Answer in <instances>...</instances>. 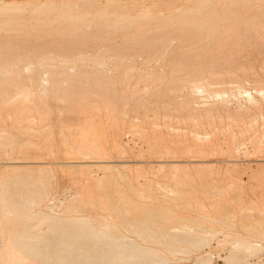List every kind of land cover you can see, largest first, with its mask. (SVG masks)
Masks as SVG:
<instances>
[{"label":"bare ground","instance_id":"bare-ground-1","mask_svg":"<svg viewBox=\"0 0 264 264\" xmlns=\"http://www.w3.org/2000/svg\"><path fill=\"white\" fill-rule=\"evenodd\" d=\"M87 1L0 0V130H2L0 145L9 147V149L6 148V151L2 149L3 153L6 152L5 156L9 161L1 173L3 185L2 188L0 187V214H2L0 218L4 216L7 222H11V224L9 223L11 227L9 226L10 229H8L9 235H5V237L9 236L6 237L7 240L3 239L0 228V264H149L151 260V264H159V262L153 261V258L155 259L163 253L159 252L160 249L157 252L154 245L162 244L165 249H170L169 254L176 251L180 253L183 248H177L183 247L182 245L199 248L207 241L208 236L212 238L214 234H218L214 223L232 227L231 221L237 214L240 217L239 224L242 230L253 236L264 238V203L246 204L242 198L244 193L240 185L242 182L237 180L238 178L236 180L229 178V173H226V178L233 181L227 180L226 182H230V184L224 190L213 185L216 180L213 177L215 175L206 174L211 172L208 171L207 164L202 163L205 161L191 162L193 168L190 170L185 162L183 165L178 160L168 158L187 152L191 155L190 152L201 154V152L215 150L214 145L217 140L215 135L211 133L212 138H208L209 135H203L204 139L197 140L195 139L196 133L190 142L184 141L185 138L174 141L169 138L167 129L165 132L168 133L165 136L160 133L162 131L159 132L161 130L159 125V127L157 126L159 130L154 126V123L159 122V119L155 117L159 116L157 114L160 110L159 106L156 107L157 101L154 99L160 98V94L165 97L163 103H160L163 115L161 121L166 120L164 127L173 117L172 113L178 117H175L178 123L179 116H181L182 120L180 121L183 124L185 123L183 119L191 120L193 124L196 120L195 125L198 123L196 126H199L202 119L200 121L198 118L205 117L204 120L207 118L211 120L217 116L218 119L221 117L218 112L220 107L229 109L226 106L223 107L228 96L224 90L216 91V96L220 97L213 102L205 103L200 97V100L204 102V104H200L201 106L195 105L196 101L192 105L190 93L199 91L198 94L201 95H203L202 93L209 94V88H213L214 85L211 84L212 87L208 85V78L211 79V75H218V80L219 77H223L219 76L222 75V72L221 74L216 72V75L210 73L206 75L209 76L207 79L201 80L205 76L204 69L206 67H221L223 65L220 62L221 57L222 60L231 58L234 48L230 51L231 46L226 45L228 40H223L224 35H226L225 38L235 35L236 39L244 40L246 34L249 33V29L246 28L248 25H251L250 28L254 33L259 25L263 29L261 31H264V7L253 4L251 6L249 4L251 0H198L194 6H169L168 8L171 10L167 14L156 15V7L158 8L156 0L154 3L150 0L147 2L148 5L145 4L146 6H137L133 0ZM186 1L184 0V2ZM191 2L193 3L192 0ZM88 5L94 10H88ZM218 5L221 13L215 10ZM253 7V11L260 10V12L252 17L251 23H248L249 19L247 22L243 21L246 20L243 19L244 14L251 12L250 8ZM159 13L163 12L159 10ZM27 14L33 18V24L25 22L24 16ZM150 16L157 20V24L154 28L152 27L154 30L151 34L149 32L151 29L149 21L152 19ZM32 30L35 31L36 37H32ZM39 31L44 35H39ZM113 34L122 36L121 43L116 42L118 39L114 41L112 39L114 45H110L111 41L105 47L108 59L115 66L114 68H117L114 71H117L118 68L122 69V67L124 69L121 77L124 89L120 92L114 88L112 78L100 70L102 65H106L107 58L104 53H100L102 51L99 50L100 47L97 48L98 44L108 43L109 35ZM232 37H227V39L230 40ZM259 40L260 44H262L261 41L264 42L260 38ZM232 41L235 44L240 42L234 39ZM247 42L249 39L244 43L248 44ZM253 43H251L252 48L255 45V42ZM241 44L235 46L240 48ZM244 48L242 49L241 45V53L245 52ZM83 49L86 50L84 52L86 54L81 53ZM237 50L240 51L236 48L235 51L238 52ZM143 54L147 64L165 57L163 65L169 68L166 70L171 75H169V80L164 83L165 87L162 92L160 86L166 80L163 79L164 70L161 73L140 71L137 74V82L132 83L135 67L132 66L133 69H130L132 67L127 59ZM49 60L58 61L57 67L53 65L41 67L44 69L50 67V69L58 70L69 69L72 73L65 70H46L45 75H40L41 70L38 65H44L47 61L50 64ZM247 63L249 62L247 61ZM263 64L260 66L264 67ZM18 65H22L23 68H17ZM86 65H90V69L94 70L91 73L81 71L86 68ZM138 69L140 70V68ZM245 72L247 71L245 70ZM232 73L234 72L232 71ZM232 73L230 70V74ZM237 79L240 80V78ZM206 80L208 81L205 82ZM228 81L227 86H229ZM236 81L234 82L236 83ZM223 83L225 84V82ZM140 85H143V88H140ZM234 87H239V85ZM184 89L186 94L183 98L181 97L182 100L179 99L180 102H177L176 95ZM252 91L254 90L252 89ZM244 92L247 94L249 91L243 89V96ZM255 93L260 96L261 101L255 100L253 95H246L247 102L261 115L264 112V88L258 86ZM141 94L148 96L142 98ZM214 98L217 97L214 95ZM153 101L156 103L155 105ZM59 104H62L63 107H60ZM241 105L237 106L239 108L237 110H240ZM237 110L232 112L235 117L239 118L238 125L240 126H238V131L232 130L230 135L227 133L229 141L224 140L226 151H229L235 143L238 145L239 135L242 138L243 133L246 134V132L248 135L252 133L253 137L261 135L263 137L261 140H264V118H260L259 127L254 129L252 126L255 124L256 127V120L253 123L249 121V125L244 121L245 119L243 120L247 113L246 110L250 111L249 108L242 107L240 111L245 110V112ZM149 113L153 115L152 119L153 117L155 120L157 119L156 122L148 123L151 126L153 124L154 127L152 126L151 129L145 127V119ZM225 114L226 112H224ZM227 114L229 115V112ZM251 116L246 120H253L254 116ZM229 118L231 119V116ZM152 119L151 121L154 120ZM211 122L213 123V121ZM236 122L233 123L232 120L228 123L236 126ZM207 124L209 126V123ZM221 124L223 125V123ZM214 125L212 124L210 127ZM201 127L203 128V125ZM123 128L125 133H130L132 136L138 135L145 141V149L137 151V156L134 157V159L138 157L136 161L134 160L135 164L126 161L116 162L118 165L110 163V155L121 154L120 156L124 155L125 157V154L132 152L131 146L124 145L123 147L121 143L120 134L121 132L123 134ZM169 128L172 129L171 125ZM203 129L205 130V128ZM234 129L236 128L234 127ZM175 131L177 133V129ZM205 132L203 131L204 134ZM206 134L208 133L206 132ZM253 137H248L247 141L255 139ZM254 145H256L255 149L257 147L255 151L264 149V143L257 142ZM217 146L219 145L217 144ZM240 146L242 148L243 143ZM216 150L219 153L221 148ZM235 150L238 151V146L234 149L236 155ZM243 150L238 153H242ZM248 150L250 151V149ZM261 150L259 151L261 152ZM45 152H50L58 159L54 164V169L47 166L50 163L45 164L38 160L42 156L44 158ZM144 153L149 156L161 157H155L157 160L153 161L154 165L152 166V162L150 165L157 166L156 169L153 168L157 173V169L166 170L163 171L164 173L162 172L163 174L157 175L156 179H148L145 174L148 172L140 167L142 160L139 158ZM245 153L248 154L247 151L242 154L245 155ZM212 155L214 156L213 152ZM163 156H166L167 159L162 158ZM191 159L194 160V158ZM208 164L214 166L213 162ZM202 165L207 167L206 173L205 170L202 171L205 168ZM233 165L230 172L236 174V172L238 173V168H235L237 163L235 166ZM93 168L102 171V175L100 173L95 181L91 179L93 175H90ZM132 168H134L133 171ZM151 168L148 169L152 172ZM180 168L183 172L182 180L184 179V182L174 175ZM181 171L179 173H182ZM225 171L222 174L223 177ZM62 173L65 174V179H71L72 182L77 183L72 187L78 188V195L71 197L72 199L61 200L60 206L57 205V209L53 207L55 209L53 210L49 203L54 199V196L51 197L52 191L56 192V196L58 194L61 196L59 184L65 180L60 176ZM153 175L155 176V174ZM195 176L203 179L205 184H198L194 180ZM124 178L128 179L126 185H122L119 181ZM226 178L224 177V179ZM155 180H158L156 184L164 192V194L162 193L163 198L154 197V194L152 195L150 192ZM170 180L172 184L169 183ZM224 181L221 180L222 183ZM63 183L65 186V182ZM228 189H231V193L233 192L232 196L230 193L231 197L229 198H227ZM156 190L158 191V189ZM165 193L167 194L165 195ZM177 201H182L185 205L192 207V210H199L202 216H189L186 212L187 208L186 210L185 208L181 209L187 213L186 215H181L180 212V214L175 213L176 208L173 207H178ZM47 209L53 214H49ZM177 209L179 210V208ZM90 210L95 212L94 216ZM207 214L212 218L209 222H206L208 221L205 218ZM156 219L158 220L156 221ZM34 221L38 224L33 223L35 226H32L31 222ZM205 225L207 226L205 227ZM226 237L229 236L225 235L224 237L223 235V238ZM230 243H228L229 246L234 249L254 248V244L252 245L246 239L233 241L232 245ZM160 259L164 262L166 258L162 259L161 257ZM156 260L158 261V259Z\"/></svg>","mask_w":264,"mask_h":264},{"label":"rangeland","instance_id":"rangeland-1","mask_svg":"<svg viewBox=\"0 0 264 264\" xmlns=\"http://www.w3.org/2000/svg\"><path fill=\"white\" fill-rule=\"evenodd\" d=\"M30 1H32V2H36V0H30ZM38 1V0H37ZM87 1V0H86ZM100 1V0H99ZM135 1V2H134ZM146 1V2H145ZM140 0V2H138V0H137V2H136V0H133V3L135 4V5H137V6H143V5H148V3L147 2H150V0ZM153 1V3H154V1L155 0H151V2ZM165 1V2H164ZM167 1V2H166ZM169 0H156V4L158 3V8L156 7V15H164V14H167L171 9H169L168 7L169 6H171V7H174V6H180V7H184V6H194L195 5V3H196V1H198V0H192L193 1V3L191 2V0H187L188 1V3H187V1L186 2H184V0L182 1V0H178L177 2H175L176 0H170L171 1V4H169V2H168ZM250 1V0H249ZM255 1V2H254ZM88 2V1H87ZM164 3V4H163ZM167 3V4H166ZM264 0H253V2H252V0L250 1V5L251 4H253V5H260V6H263L264 7ZM87 4V3H86ZM89 4V3H88ZM145 5V6H146ZM164 5V6H163ZM253 5H251V6H253ZM87 8H88V10H90V11H93L94 9L92 8V7H90L89 5L87 6ZM165 8H167V9H165ZM256 8V7H255ZM251 10L252 9H254V7L253 8H250ZM159 10H161V12H163V13H159ZM215 10L216 11H218L219 13H221V11H220V9H219V5L218 6H216L215 7ZM248 10V9H247ZM158 11V12H157ZM256 10H252L251 12L249 11H246V12H248L246 15L244 14V18L243 19H246V20H243V21H246L247 22V19H249V21H248V23L250 22L251 23V21H252V17L254 16V15H256V14H258V12H260V10H258L257 12H255ZM245 12V13H246ZM259 14H261V13H259ZM247 16V17H246ZM152 19H150V21H149V25L151 26V29H150V34L151 33H153V30H152V27L154 28V26L157 24L156 23V19L153 17V16H150ZM24 20H25V22H27L28 24L29 23H31V24H33V18L32 17H30L28 14L27 15H25L24 16ZM28 20V21H27ZM31 20V21H30ZM263 22H264V19H263ZM264 24V23H263ZM251 27V25H248V26H246V28L247 29H249V33H247L246 34V39L244 38V40L246 41V40H248L249 39V42H247L248 44H245L244 42V40H241V39H236V37H235V35H229V36H227L228 38L229 37H232V38H230V40L229 39H227V37L225 38L224 36H226V35H224L223 36V40H228L229 41V43H227L228 41H226V45L227 46H231L230 47V51H232L233 49L232 48H234V51L236 50V48L237 49H240V51L239 50H237L238 52H240L239 54H237L238 52H236L235 51V54H233V52L234 51H232L231 52V58L228 60V58H223V60H222V57L220 58L221 60H220V62L223 64L221 67L220 66H214V67H211V66H208V67H206V69H204L205 70V73H204V77L201 79V80H203V79H207V77H209V76H206V75H208V74H212V73H214L215 75H216V72L218 73V72H220L219 74H221V72H222V75H219V76H223V77H219V80H218V78H217V76L218 75H216V76H213V75H211V79L210 78H208L209 79V81L208 80H206L205 82H207L208 81V85H210L211 87H212V85H214V87L213 88H209V94H206V93H202L203 95H201V94H198V92H195V93H197V94H195V93H190V99H191V102H192V105L195 103V101H196V103H195V105L197 104V105H200V104H204V102L205 103H207V102H213V101H215V100H218L219 98L218 97H220V96H216V91H226V96H227V94H228V96L226 97V102L224 103V105H223V107L224 106H226L227 108H229V109H226L225 107H224V109L223 108H219V110H218V112H219V116H221L222 117V119L221 120H223V121H221L220 120V118H218L217 119V116H215L216 117V119H215V117L213 118V119H211V120H208V118L207 119H205V120H207L208 122H206L205 120H204V118L205 117H202V118H198V120H200L201 121V119H202V121L200 122V121H198V122H200L199 123V126H196L198 123H196V125H195V122H196V120H195V122H194V124H193V122L191 123L189 120H184L183 119V122H185L184 124L182 123V121H180V120H182V118H181V116H179V123H178V121H177V119H175V117H176V115L174 114V113H172L173 114V117L171 118V120L169 121V122H167V125L164 127V125H165V122H166V120L165 119H163V120H165V121H161V119H162V112H161V110H162V104L160 105V103H163V101L165 100L164 98L165 97H163L161 94L159 95V97L160 98H155L154 99V101L156 100L157 101V104L156 103H154V101H153V103H154V105L156 104L157 106V108H158V106H159V108H160V110H159V114H157V115H159L158 117H155V118H158L159 120V122H156V120H155V118L153 117V119H152V117L151 116H153L151 113H149V115L147 116V119H145V127L146 128H150L151 129V127L153 126V124H152V126H151V124H149L148 125V123L150 122H156V123H154V126H155V128L157 129V130H159V129H161V130H159V132L160 131H162V132H160V133H162L163 135H165V134H167L168 132V136H169V138H171V139H173L174 141H177V140H184V138L186 139V140H184V141H187V142H190L191 140H192V138L193 137H195L196 135V133H197V136L195 137V139H197V140H202V139H204L203 137L205 136V135H209V137L208 138H212L213 137V135H215V138L217 139L216 140V142H215V150H212V151H207V152H204L205 153V155H203L204 153H202L201 152V154H199L198 152H190L191 153V155L190 154H187V153H182V154H178V155H176L175 157H168L169 159H175V160H178V162H180V163H186V165H188L189 166V168L188 169H190V170H192V163L194 162V163H196V160H199V161H205V162H202L203 164L205 163V164H207L206 166L208 167V171L209 172H211L210 174L209 173H206V169H207V167H205V166H203V167H205L202 171H204L206 174H208L209 176H213V175H215V176H218V177H215V176H213L214 177V179H216V180H214L215 182H213V185H216L217 187H219V188H222V189H226L227 187H228V185L230 184V182H226L227 180L229 181L230 179H227L226 178V173H229V178L231 177L232 179H237V180H240L242 183L240 184L241 185V188H242V190H243V194H242V198H243V200H244V202L246 203V204H248V203H252V202H254V204H259V203H264V149H258L257 151H255L256 149H257V147H256V149H255V146L256 145H254L255 143L257 144V142H261V143H264L263 141L264 140H261L263 137H261V135H259V136H255V137H253V135H251L252 133H249V135L247 134V132H246V134L245 133H243L244 134V136H242V138H241V135H239V137H238V139H240V142L238 141V139H237V143H238V145L235 143L233 146H232V148L231 149H229V151L227 150L226 151V148H225V146H224V144H226V142L227 141H229V135L231 134L230 132H232V130H235V131H238V126H240V125H238L239 124V118H237V117H235V115L233 114V112H235V111H233V110H237V109H239V108H237V106L239 107V105H241V108H240V110H242V107L243 108H246V109H248L249 108V110L250 111H247L246 110V112L248 113V115H247V113L244 115V117H243V120L247 123V125H249L248 123H250L249 121H252L251 123H253L255 120H256V127L254 126L255 124H253V128L254 129H257L258 127H259V125H260V118H264V112L260 115V113H257V111L256 110H254V108H252V106H250L249 104H248V102H247V96H249V95H253L254 96V98H255V100H258V101H261V98H260V96L257 94V93H255V89L258 87V86H260V87H263L264 88V67H262V66H260L262 63H264V42H262L261 41V43L262 44H260V40H259V38L261 39V40H264L263 38H264V31H261V30H263L262 28H260L261 27V25H259L257 28H256V30H254L255 31V33L252 31V28H250ZM262 27H263V25H262ZM264 28V27H263ZM41 31H39V35H44V33L43 32H41ZM35 33V31H33L32 30V37H36V33ZM261 33V34H260ZM33 35H35V36H33ZM259 35V36H258ZM97 37V36H96ZM250 37V38H249ZM263 37V38H262ZM238 38V37H237ZM255 40H254V39ZM112 39H113V41L114 40H117L118 39V41H116L117 43H121L120 42V40L122 41V36H120L119 34H113V35H109V37H108V43H106L105 45L103 44V45H101V44H98V45H100V46H98L97 45V48H99V50L101 51L100 53H104V55H105V58H107L108 59V57H107V50H106V47L105 46H108V44L112 41ZM232 39H234L235 41H240L239 43H236L237 45L238 44H241V43H243V44H241L242 45V49H243V47H245L244 48V53H241L242 51V49H241V45H239L240 46V48L239 47H237V46H235L236 44L234 43V41H232ZM258 39V40H257ZM251 40V41H250ZM253 40V41H252ZM113 41L110 43V45H112L113 44ZM224 41V42H225ZM115 42V44H117ZM253 42H255V45L253 46V48H252V44H254ZM231 43H234L233 45L231 44ZM250 43V44H249ZM252 43V44H251ZM114 45V44H113ZM250 47H249V46ZM258 45V47H256ZM250 48V49H249ZM232 49V50H231ZM246 49V50H245ZM83 50H85V49H83ZM81 51V53L83 54L84 52H86V50L85 51ZM88 53V52H87ZM84 54H86V53H84ZM248 55V56H247ZM262 55V56H261ZM139 56V57H138ZM141 56V57H140ZM239 56V57H238ZM140 58V59H139ZM106 59V65H102L101 66V69L100 70H102L107 76H110L111 78H112V81H113V84H114V88L118 91V92H120V91H122L123 89H124V85H123V82H122V79H121V77L123 76V71H124V69H123V67H122V69L121 68H118V70L117 71H114V70H116L114 67V65L111 63V61H110V59H108L107 60ZM131 59H132V61H131ZM131 59H127L126 61L130 64V66L132 67H135L134 68V71H133V74L135 75L134 76V80L132 81V83H135V82H137V74H138V72H140V71H143V70H147V71H152V72H154V73H161V71L162 70H164V72H165V75H164V77H163V79L165 80L163 83H161V86H160V90H161V92H162V90L164 89V87H165V85H164V83L165 82H167V80H169L168 78H169V75H171L166 69H169V68H167L166 66H164L163 65V63H164V61L165 60H163V59H165V57H162L161 59H159V60H157V61H154V62H152V63H150V64H147V63H145V61H144V59H145V55L143 54V55H134V57H132ZM225 59V60H224ZM227 59V60H226ZM49 61H51L50 62V64H49V62L47 61V62H45V64L43 65V64H41V65H38V67L40 66V72H39V74L40 75H45L44 73H45V71L46 70H56V71H59V70H65V71H68L69 73L71 72V71H69V69L67 70V69H50V68H42L43 66L45 67L46 65H50V66H55V67H57V65H58V61H54V62H52V60H49ZM130 61V62H129ZM135 61V62H134ZM159 61V62H158ZM200 61H202V59H200ZM247 61L249 62V63H247ZM132 62V63H131ZM144 62V63H143ZM158 62V63H157ZM251 62V63H250ZM256 62V63H255ZM110 63V64H109ZM136 63V64H135ZM142 63V64H141ZM238 63V64H237ZM240 63V64H239ZM233 64V65H232ZM230 65V66H229ZM240 65V66H239ZM242 65H243V67H242ZM42 66V67H41ZM106 66V67H105ZM224 66V67H223ZM254 66V67H253ZM263 66H264V64H263ZM133 67L132 68H130V69H133ZM219 67V68H218ZM259 67V68H258ZM17 68H19V69H22L23 68V66L22 65H18L17 66ZM91 68V66L90 65H86V68L85 69H81V71H83V72H87V73H91L94 69H90ZM138 68H140V70L138 69ZM142 68V69H141ZM162 68V69H161ZM225 68V69H224ZM250 68V69H249ZM263 68V69H262ZM44 69V70H43ZM138 69V70H137ZM210 69V70H209ZM234 69H236V70H234ZM240 69H242L241 70V72H240ZM253 69V70H252ZM71 70V69H70ZM224 70V71H223ZM226 70H228V71H226ZM230 70H231V73H232V71L234 72V73H232V74H230ZM238 70V71H237ZM245 70L247 71V72H245ZM251 70V71H250ZM260 70H262V72H260ZM108 71H109V73H108ZM211 71V72H210ZM225 71H226V74H228V76H226V74H225V77H224V73H225ZM235 71H237V72H235ZM119 72V73H118ZM207 72H209V73H207ZM238 72H240V73H238ZM245 74H244V73ZM251 72V73H250ZM255 72V73H254ZM43 73V74H42ZM72 73V72H71ZM122 73V74H121ZM112 75V76H111ZM114 75V76H113ZM230 75H232L231 77H230ZM235 75H237V76H235ZM253 75V76H252ZM256 75V76H255ZM257 76H259V77H257ZM167 77V78H166ZM206 77V78H205ZM212 77H216V78H213L212 79ZM226 77H228V78H226ZM240 78V80L239 79H237V78ZM245 77H246V79H245ZM255 77V78H254ZM261 77V78H260ZM234 78V79H233ZM231 79V80H230ZM249 79V80H248ZM210 80H212L211 82H210ZM218 80V81H217ZM228 80H230V81H228ZM237 80V81H236ZM214 81V82H213ZM227 81L230 83V84H234V85H230L229 83H228V85L229 86H227ZM234 81H236V83L234 82ZM238 81H239V83H238ZM216 82V83H215ZM223 82H225V84L223 83ZM122 83V84H121ZM222 83V85H220ZM254 83V84H253ZM118 84H119V86H118ZM212 84V85H211ZM215 84H219L218 86L217 85H215ZM148 85H150V84H148ZM225 85V86H224ZM237 86V85H239V87H234V86ZM243 85V86H242ZM122 86V87H121ZM163 86V87H162ZM210 86H208V87H210ZM216 86V87H215ZM230 86H232V87H230ZM148 87V86H147ZM217 87H218V89H217ZM242 87V88H241ZM140 88H143V85H140ZM225 88V89H224ZM233 88H235V89H233ZM238 88H239V90H238ZM212 89H213V91L215 92H213L212 93ZM222 89V90H221ZM230 89V90H229ZM241 89V90H240ZM243 89H245V90H247V91H249V92H247V94H246V92H244V96H243ZM252 89L254 90V91H252ZM239 91V92H238ZM183 92V93H182ZM230 92V93H229ZM146 93V92H145ZM144 93V94H145ZM201 93V92H200ZM211 93V94H210ZM144 94H141V96H143L142 98H147V94L146 95H144ZM184 94H186V90L184 89V90H182L181 91V93H178L177 95H176V101L178 102L179 101V99L182 97H184ZM205 94V95H204ZM210 95H212L211 97H210ZM214 95H215V97H217V98H214ZM247 95V96H246ZM204 96V97H203ZM224 96V95H223ZM229 96H231V97H229ZM232 96H233V98H232ZM235 96V97H234ZM240 96V97H239ZM192 97V98H191ZM200 97H202L201 99L202 100H204V102L203 101H201L200 100ZM206 97H207V99H206ZM213 97V98H212ZM225 97V96H224ZM182 98H181V100H182ZM195 98V99H194ZM204 98V99H203ZM210 100H209V99ZM231 98V99H230ZM206 99V100H205ZM239 99V100H238ZM194 100V101H193ZM198 100V101H197ZM180 102V101H179ZM230 102V103H229ZM234 102V103H233ZM199 103V104H198ZM227 103V104H226ZM228 103H229V105H228ZM246 103V104H245ZM159 104V105H158ZM209 104V103H208ZM231 104H232V106H231ZM236 104H238L237 106H235ZM195 105H194V108H195ZM234 105V106H233ZM59 106L61 107H63V105L62 104H59ZM201 106V105H200ZM230 107H232V108H230ZM196 108H198V107H196ZM173 109H174V107H173ZM222 111H221V110ZM230 110V111H229ZM240 110H237L238 112H245V110H243V111H240ZM233 111V112H232ZM252 111V112H251ZM224 112H226V114L229 112V115L227 114H225L224 115ZM230 112H232V113H230ZM254 113V114H253ZM223 115V116H222ZM251 115H253L254 117H253V120H246V119H248V117H250ZM256 115V116H255ZM227 116H231V119L233 120V123H235L237 120H236V118L238 119V121L236 122V126L235 125H231L232 123H230V125H229V121H232L229 117V119L227 118ZM151 117V119L153 120V121H151V119H148V118H150ZM235 118V119H233V118ZM252 117V116H251ZM165 118V117H164ZM176 118H178V117H176ZM168 119V118H167ZM227 120V125L225 124L226 123V120ZM249 119H252V118H249ZM148 122H147V121ZM218 120H220L219 122H217ZM235 120V121H234ZM186 121H188V122H186ZM211 121H213V123L211 122ZM172 122V123H171ZM214 122H215V125H214ZM179 124V125H175V124ZM203 123V124H202ZM207 123H209V126H208V124ZM211 123V124H210ZM221 123H223V125L221 124ZM194 126V128H193V126ZM214 125V126H212V127H210V125ZM220 124V125H219ZM241 124V123H240ZM160 127H159V126ZM170 125H171V127H172V129L171 128H169L168 129V127H170ZM184 125H186V126H184ZM203 125V128H205V130L201 127ZM207 125V126H206ZM153 126V127H154ZM157 126L159 127V129L157 128ZM191 126H192V128H191ZM222 126H223V129H224V131H223V129H222ZM227 126V127H226ZM230 126V127H229ZM231 126H234L236 129H234V127L232 128ZM198 127H199V129H198ZM201 127V128H200ZM208 127V128H207ZM209 127H210V129H209ZM215 127H216V129H217V131H216V129H215ZM225 127H226V129H225ZM154 128V130H156ZM228 128V129H227ZM168 130V132H165V130ZM175 129H177V133H175L176 131H175ZM180 129V130H179ZM185 129V131H182V130H184ZM195 129H197L198 131H196ZM220 129H221V131H220ZM123 130V134H122V132H121V134H120V139H121V143H122V145H123V147H124V145L126 146V147H130V149L132 150V152H129V153H127V154H125V157H124V155H122V156H120L121 154H117V156H115V154L113 155L112 154V156L110 155L108 158L110 159V163H114V164H117L118 165V163H121L122 161L124 162V161H126V162H129L130 164H135V161L138 159V157H137V159H134V157H136L137 156V151H140L141 149L143 150V149H145V141H144V139L143 138H141L140 136H138V135H131L130 133L129 134H127V133H125L124 132V128L122 129ZM156 130V131H157ZM166 130V131H167ZM201 130V131H200ZM211 130V131H210ZM226 130H228L227 132H226ZM1 131L2 130H0V134H1ZM195 131V132H194ZM203 131L205 132H207L208 134H206V132H205V134L203 133ZM220 131V132H219ZM158 132V131H157ZM179 132H180V136H179ZM184 132L186 133V135L184 136ZM192 132H193V134H192ZM226 132V133H225ZM171 133H172V135H171ZM175 133V134H174ZM191 133V134H190ZM213 135H212V134ZM227 133H229V135L227 134ZM177 134V135H176ZM218 136H217V135ZM220 134V135H219ZM242 134V135H243ZM175 135V136H174ZM190 135H192V136H190ZM199 135H201V137H199ZM204 135V136H203ZM211 135H212V137H211ZM223 135V136H222ZM2 136H3V134H2ZM166 136V135H165ZM179 136V137H178ZM184 136V137H183ZM203 136V137H202ZM176 137V138H175ZM227 137V138H226ZM250 137H253V138H255V139H250V141H247V139H249ZM131 138H132V141H131ZM134 138V139H133ZM207 138V137H206ZM219 138V139H218ZM222 138H224L223 140H221ZM244 138V139H243ZM256 138H259V139H256ZM0 139H2V138H0ZM220 140V141H219ZM226 142H225V141ZM245 142H244V141ZM254 141V140H256L255 142H251V141ZM259 140V141H258ZM223 141V142H222ZM222 142V143H221ZM249 142H251V144H249ZM242 143H243V145L244 146H242V148L245 150V151H247L248 152V154L247 153H245V155H247V156H245V155H243L242 153L243 152H245L242 148H241V146L240 145H242ZM253 143V144H252ZM217 144L219 145V146H217ZM221 144V145H220ZM223 144V145H222ZM238 146V151H240V150H243V152L241 153H238V151H236L237 152V154L235 155V152H234V149ZM249 145V146H248ZM134 146V147H133ZM221 148V151L219 150V153L221 154V157L219 156V153H218V150H216V149H218V148ZM6 148H8L9 149V147H2L1 145H0V187L2 188V185H3V178L1 177V173L3 172L2 170H3V168L5 167V165H6V163H8V161H9V159L7 160L6 158H7V156H5V153H3L2 152V149H4L5 151H6ZM224 148V149H223ZM240 148V149H239ZM7 149V150H8ZM136 149V150H135ZM233 149V150H232ZM248 149H250V151L248 150ZM259 150H261V152L259 151ZM251 151H252V153H251ZM2 152V153H1ZM210 152H211V154H210ZM212 152H213V154H214V156L212 155ZM225 152H227V153H225ZM135 153V154H134ZM194 153L196 154L197 153V155H194ZM224 153V154H223ZM231 153V154H230ZM263 153V154H262ZM45 154V155H44ZM43 155H44V158H43V156H42V158H40V159H38L39 161L41 160V161H43L45 164L47 163H50V164H48L47 166H49V167H51V168H55V162L56 161H58V159L57 158H55V155H53V154H51L50 152H45ZM223 154V155H222ZM193 155V156H192ZM201 155V156H200ZM212 155V156H211ZM225 155V157H223ZM240 155V156H239ZM46 156V157H45ZM48 156V157H47ZM53 156V157H52ZM235 156H237V157H235ZM260 156H261V159H259L260 158ZM4 157V160H2V158ZM113 157H116V158H113ZM117 157H118V159L119 158H121L120 160H118L117 159ZM155 157H158V158H161V157H159V156H149L148 154H142V156H140V160H142V166H141V163H140V167L143 169V170H146V172H148V173H145V174H147V178L148 179H150V178H152V179H156L158 176L157 175H161V174H163L166 170L164 169H162V171H161V169H157L158 170V173L156 172V171H154L156 168H157V166L155 165L154 167H152L153 165H154V162L153 161H155V160H157V158H155ZM199 158V159H196V158ZM201 157V158H200ZM227 157L229 158V162L227 161ZM55 158V159H54ZM113 160H112V159ZM126 158V159H125ZM142 158V159H141ZM162 158H164V159H167L166 158V156H163ZM190 158V159H189ZM191 158H194V160L193 159H191ZM230 158H232V159H230ZM108 159V160H109ZM123 159V160H122ZM201 159V160H200ZM238 159V160H237ZM62 160H64V159H62ZM135 160V161H134ZM224 160V161H223ZM236 160V161H235ZM263 160V161H262ZM5 161V162H4ZM21 161V160H20ZM133 161V162H132ZM188 161H190V162H188ZM218 161V162H217ZM232 161H234L233 163H234V165H233V163H232ZM116 162H118V163H116ZM132 162V163H131ZM153 164H152V163ZM192 162V163H191ZM214 163V166L212 167V165L210 166L208 163ZM225 162V163H224ZM241 162V163H240ZM43 163V164H44ZM191 163V164H190ZM201 163V162H200ZM227 163H229V165H227ZM237 163V165H236V167L235 168H238V173L236 172V174L234 173V174H232L231 172H230V169L232 168L231 166L233 165V166H235V164ZM2 164H4V165H2ZM152 164V166H150ZM232 164V165H231ZM30 165H32V164H30ZM184 165V164H183ZM226 165H227V167H226ZM34 166V165H33ZM150 166V167H149ZM202 166H200V167H202ZM210 166V167H209ZM242 168H241V167ZM152 167V168H151ZM202 167V168H203ZM148 168H151L153 171L151 172ZM153 168H155V169H153ZM210 168H213V169H210ZM225 168H226V171H225ZM240 168V169H239ZM227 169H228V171H227ZM253 169V170H252ZM255 169V170H254ZM132 171L134 170V168H132L131 169ZM181 171V168L180 169H178V171ZM183 170V169H182ZM212 170V171H211ZM214 170V171H213ZM225 171V178L226 179H224V177H223V173H224V171ZM164 171V172H163ZM178 171H176L177 173L176 174H174L175 176H176V178L177 179H179V180H182V178H183V172L182 173H179ZM201 171V170H200ZM201 171V172H202ZM215 171H216V173H215ZM220 171H221V174H220ZM236 171V170H235ZM151 172V173H150ZM163 172V173H162ZM203 172V173H204ZM218 172V173H217ZM61 173V172H60ZM59 173V174H60ZM64 173H66V172H64ZM92 173V174H91ZM91 173H90V175H93L92 176V178L91 179H93L94 181H95V179L98 177V176H100V173H101V175H102V171H100V169H96V168H93V170H91ZM204 173V174H205ZM258 173H261V174H258ZM153 174H155V176L153 175ZM180 174V175H179ZM211 174H213V175H211ZM217 174V175H216ZM219 174L221 175L220 177H219ZM64 175L65 174H61L60 176L63 178V179H65L64 178ZM154 177H153V176ZM3 176V175H2ZM180 176V177H179ZM197 176V175H196ZM194 177V180L199 184V183H203V184H205V181L203 180V179H200V178H197V177ZM259 176V177H258ZM172 177V176H171ZM170 177V178H171ZM228 177V176H227ZM233 177H235V178H233ZM252 177V178H251ZM218 178V179H217ZM2 179V180H1ZM231 179V180H232ZM123 180V181H122ZM141 181H142V179H140ZM212 180V181H213ZM221 180H225L223 183L221 182ZM230 180V181H231ZM120 182H121V184L122 185H126L125 183H127V181H128V179H126V178H124V179H121V180H119ZM157 181L158 180H155V181H153L154 183H152V190L150 191L151 193H152V195L154 194V197H161V198H163L164 197V195H162V193L164 194V192H162V190H160L159 189V187H158V185L156 184L157 183ZM183 182H184V179L182 180ZM233 181V180H232ZM63 182H65V186H64V183ZM67 182H69L68 184H67ZM72 180L71 179H65L64 181H62L60 184H59V188H60V190H61V196L58 194L57 196L58 197H60V198H58L57 196H56V192L55 191H52V196L51 197H53L54 196V199H52L53 200V203H52V200H50L49 202V205L50 206H52V209L53 210H55L54 208H58V206H60V204H61V202L62 201H65V200H67V199H72L73 197H76L77 195H78V188L76 189V187H72L73 186V184L74 185H77V183L76 182H72ZM239 182V181H238ZM170 184H172V181L170 180V182H169ZM173 183H174V180H173ZM62 184V185H61ZM156 184V185H155ZM243 184V185H242ZM227 185V186H226ZM78 187V186H77ZM155 187V188H154ZM156 189H158V191L156 190ZM1 190V189H0ZM231 190V189H230ZM230 190L228 189L227 191H228V197L227 198H229V197H231L232 195H233V192L231 193L230 192ZM77 191V192H76ZM154 192V193H153ZM65 193V194H64ZM230 193H231V196H230ZM77 194V195H76ZM160 194V195H159ZM167 193H165V195H166ZM65 195V196H64ZM72 195H75V196H72ZM246 195V196H245ZM67 196V197H66ZM243 196H245V197H243ZM64 197V198H63ZM66 197V198H65ZM72 197V198H71ZM249 199H251L250 201H249ZM62 200V201H61ZM58 202V203H56V202ZM61 201V202H60ZM248 201V202H247ZM177 203L179 204L178 205V207H173L172 209L174 210V212L176 213H178V214H180L181 213V215H186L187 213L186 212H188V215L189 216H191V217H193L192 215H195L194 217H196V216H198V217H201L202 216V214H201V212L199 211V210H197V209H194V210H192L193 208L192 207H189V206H187V205H185L182 201H177ZM52 204V205H51ZM58 205V206H57ZM54 207V208H53ZM177 208H179V210H184V208H185V210H186V208H187V210H186V212H183L182 210L181 211H179ZM189 208V209H188ZM46 211H49V214H53V213H51L50 212V210H46ZM91 211V213H92V215L94 216L95 215V212L94 211H92V210H90ZM180 212V213H179ZM191 212V213H190ZM90 213V214H91ZM198 213V214H197ZM191 214V215H190ZM197 214V215H196ZM209 214V213H208ZM207 214V215H208ZM1 216H2V214H0ZM201 215V216H200ZM206 215V219H208V221H206V222H209V220L210 219H212L211 218V215H208V216H210V218H208V216ZM0 216V217H1ZM6 218V217H5ZM4 218V216L2 217V218H0V228H1V231H2V235H3V239L4 240H7L8 238H6V237H9V236H6L5 237V235H9V230L8 229H10V227H11V222L9 221V222H7V220ZM3 219V220H2ZM158 219H156V221H157ZM36 221V220H35ZM31 222V225L33 224V223H35V225L36 224H38V222ZM232 223H233V226L232 227H226V226H222V225H219L218 223H214V228H215V230L217 231L216 233H218V234H214V236L211 238V236H208L207 237V241L205 242V243H203L199 248H194V247H192V246H190V245H182L183 247H178L177 249H180V248H183V250L182 251H180V253L179 252H175V253H173V254H169L170 252H169V250L170 249H165V247L162 245V244H159V245H154V248H156L157 250V252H158V250H159V252H162L163 254L162 255H158V257H156L155 259L153 258V261L155 260L156 262H159V264H160V262H161V264H264V238H259V237H257V236H253V235H251V234H249V233H246V231H244V230H242V228L240 227V224H239V222H240V217H239V214H237L236 215V217L231 221ZM10 223V224H9ZM207 224V223H206ZM209 224V223H208ZM216 224V225H215ZM34 224L32 225V226H35ZM210 225V224H209ZM218 225V226H217ZM10 226V227H9ZM207 225H205V227H206ZM219 226H221V227H219ZM205 227H203V228H205ZM43 229H45V227H42ZM220 228V229H219ZM221 228H223V229H221ZM233 228V229H232ZM218 229V230H217ZM224 230V231H223ZM8 232V233H7ZM6 233V234H5ZM10 233H12V232H10ZM223 235H224V237H225V235L226 236H229V237H226V238H223ZM209 238H211V239H209ZM252 238V239H251ZM239 239H246V240H249L250 242H251V244L254 246V248L253 249H245L244 247H240V248H238V249H234V248H232V247H230L229 246V244L228 243H230V245H232V242L233 241H236V240H239ZM165 242H167V241H165ZM226 243H227V245H226ZM92 244V243H91ZM225 244V245H224ZM93 245V244H92ZM161 246L162 247V249H161V247L159 248V247ZM219 246H221V247H219ZM225 246V247H224ZM158 247V248H157ZM163 247H164V249H163ZM186 247V248H185ZM162 250V251H161ZM164 250H166V251H164ZM164 251V252H163ZM157 254V253H156ZM158 254H160V253H158ZM182 254V255H181ZM207 254V255H206ZM165 255V256H164ZM160 256V257H159ZM162 257V259L163 258H166L168 261L166 262V259H164V262H162V261H160L161 258ZM156 259H158V261L156 260ZM160 259V260H159ZM180 261V262H179ZM150 262H152V260L151 261H149V264H151Z\"/></svg>","mask_w":264,"mask_h":264}]
</instances>
